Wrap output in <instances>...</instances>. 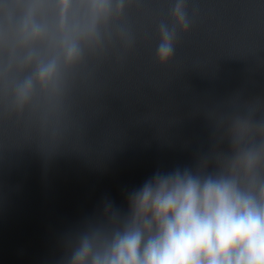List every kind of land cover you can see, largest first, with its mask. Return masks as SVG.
<instances>
[{"label": "clouds", "instance_id": "1", "mask_svg": "<svg viewBox=\"0 0 264 264\" xmlns=\"http://www.w3.org/2000/svg\"><path fill=\"white\" fill-rule=\"evenodd\" d=\"M169 2L155 25L162 67L191 28L189 0ZM133 3L0 0V115L64 116L97 62L136 45ZM211 120L214 143L194 166L154 172L126 193V210L105 197L63 235L56 264H264V112Z\"/></svg>", "mask_w": 264, "mask_h": 264}]
</instances>
